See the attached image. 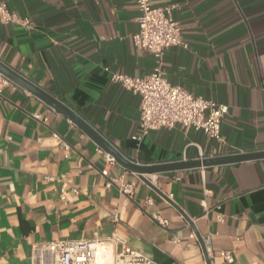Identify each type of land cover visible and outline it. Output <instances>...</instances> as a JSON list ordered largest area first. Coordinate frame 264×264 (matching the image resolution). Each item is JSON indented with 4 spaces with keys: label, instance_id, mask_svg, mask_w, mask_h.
Listing matches in <instances>:
<instances>
[{
    "label": "crops",
    "instance_id": "obj_1",
    "mask_svg": "<svg viewBox=\"0 0 264 264\" xmlns=\"http://www.w3.org/2000/svg\"><path fill=\"white\" fill-rule=\"evenodd\" d=\"M3 1L19 21H0V60L68 104L131 160L264 151V0H153L177 5L172 16L187 43L165 49L162 70L171 84L227 106L222 141L179 124L132 139L140 96L110 75L142 77L154 66L132 39L141 14L136 0ZM144 176L191 224L65 115L15 82L5 84L0 264H56L51 242L113 233L160 264H207L197 235L211 264H264V158ZM118 178L132 185L131 197Z\"/></svg>",
    "mask_w": 264,
    "mask_h": 264
},
{
    "label": "built area",
    "instance_id": "obj_2",
    "mask_svg": "<svg viewBox=\"0 0 264 264\" xmlns=\"http://www.w3.org/2000/svg\"><path fill=\"white\" fill-rule=\"evenodd\" d=\"M141 9L137 18V31L132 34L136 46L150 52L154 58L151 72L142 77H131L125 74L111 73L110 79L118 82L124 88L140 96V116L138 132L132 139L140 140L151 130L161 127L171 128L179 124L185 128L200 130L216 141H222L221 123L228 108L214 99L192 94L180 85L171 84L163 70L165 49L170 46L187 47L182 38L179 22L172 16L176 4L154 6L153 0H136ZM0 21L16 23L18 17L9 11L6 3L0 0ZM24 25L29 23L27 18L21 20ZM105 67V70H108ZM11 80L0 73V90ZM67 149V145H64ZM51 179V176H48ZM119 190L131 197V184L123 183L121 178ZM77 192V190H74ZM62 195V194H61ZM114 219L117 216L114 214ZM166 226V218H157ZM111 249V264H160L151 256L128 246L124 239L113 233L106 239H99L97 234L91 239H61L51 242L48 248L56 254V264H96L97 248ZM220 256L230 261L231 255L221 251ZM103 264H109L107 262Z\"/></svg>",
    "mask_w": 264,
    "mask_h": 264
},
{
    "label": "water",
    "instance_id": "obj_3",
    "mask_svg": "<svg viewBox=\"0 0 264 264\" xmlns=\"http://www.w3.org/2000/svg\"><path fill=\"white\" fill-rule=\"evenodd\" d=\"M0 73L10 79L12 82L23 87L28 92L33 93L42 101L47 103L49 106L54 108L59 113L65 115L68 119L74 122L83 132L88 135L100 148H102L111 158H113L117 163H119L123 168L135 172L138 174L141 180L148 184L153 190L169 201L174 207H176L180 212L181 210L176 206V204L170 200L157 186H155L148 178L147 174H157L163 172H169L173 170H182L188 168H196L201 166H210L221 163H231L239 162L245 160L264 158V151L256 152H245V153H235L222 156H215L209 158H201L195 160H178L166 163H156V164H141L137 163L124 154H122L116 146L112 144L107 138H105L98 130H96L90 123H88L84 118H82L73 108L68 104L63 102L61 99L56 98L54 95L49 93L44 88L40 87L38 84L32 82L20 72L0 60ZM182 213V212H181ZM183 214V213H182ZM184 215V214H183ZM185 216V215H184ZM186 217V216H185ZM186 219L190 222L189 218ZM191 224V222H190ZM198 241L202 248L205 260L207 264L210 263V259L207 256L205 245L197 235Z\"/></svg>",
    "mask_w": 264,
    "mask_h": 264
},
{
    "label": "bare ground",
    "instance_id": "obj_4",
    "mask_svg": "<svg viewBox=\"0 0 264 264\" xmlns=\"http://www.w3.org/2000/svg\"><path fill=\"white\" fill-rule=\"evenodd\" d=\"M111 249H103L100 245L97 248L96 261L98 263H109L111 259Z\"/></svg>",
    "mask_w": 264,
    "mask_h": 264
},
{
    "label": "rangeland",
    "instance_id": "obj_5",
    "mask_svg": "<svg viewBox=\"0 0 264 264\" xmlns=\"http://www.w3.org/2000/svg\"><path fill=\"white\" fill-rule=\"evenodd\" d=\"M111 261H112V257H111V259H110V261H109V264H111ZM96 264H103V263H96Z\"/></svg>",
    "mask_w": 264,
    "mask_h": 264
}]
</instances>
